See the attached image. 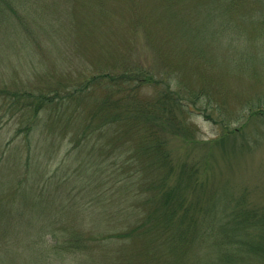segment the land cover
<instances>
[{"label": "rangeland", "instance_id": "rangeland-1", "mask_svg": "<svg viewBox=\"0 0 264 264\" xmlns=\"http://www.w3.org/2000/svg\"><path fill=\"white\" fill-rule=\"evenodd\" d=\"M13 1L19 11L17 16L13 17L9 11V19L6 13H0V20L4 22L0 27V144L18 136V142L24 143L30 139L37 149L39 130L32 129L29 134L17 135V130L25 126L21 123L18 108L13 105L22 107V103L27 101L28 92L39 95L43 91L48 98H53L59 92L64 94L65 90L74 92L83 82L86 85L97 78L95 87L86 85L85 90L87 94L94 95L99 105L106 100L102 96L108 95H134L135 101L146 102L159 95L178 104L173 105V114L164 112L163 119H160L165 123L163 129H167L166 132L157 123L152 127L158 131L159 140L169 154L174 171L169 182L173 184L184 170L197 172V181L187 193L189 199L197 201V192L200 191L207 195L216 190L221 196L231 192L245 193L251 208L264 207V109L255 113L249 109L241 111L234 102L235 89L253 95L254 89L246 83L257 80L256 74L262 72L260 69H263L264 63L254 59L248 69L241 64L232 70L236 59L227 58L225 52L220 53L222 56L212 57L216 49L211 46L199 51L193 46L199 44V41H194L196 37L183 41L172 38L169 41L164 39L166 33L160 25L153 26L151 33L145 31L142 26H145V22L149 24L146 15L156 13L153 10H158V0H108V3L106 0ZM190 1L196 11L192 7L188 12L175 8L173 13L188 20L193 30L191 32L202 30L212 36L218 31L213 25L217 28L223 26V20L214 18L208 6H201L200 0ZM2 2L4 4L5 0ZM206 2L208 4L209 1ZM167 4L170 2L167 1ZM187 5L186 0H179L177 7ZM107 7L109 13L105 18ZM226 17L230 19L229 12ZM150 18L149 21L153 23L158 20L157 16ZM205 43L208 44L207 41ZM180 46L183 47L181 54ZM205 54H209V59H204ZM136 66L139 69L135 73L136 80L129 79L127 83L134 91L123 84L118 90L115 85L122 83L118 79L121 76L128 79L132 74L122 73L136 69ZM36 70L39 71L33 73ZM26 75L30 77L25 78ZM201 85H207L210 90H204ZM217 88L224 97L225 107L234 111L233 116H241L229 124L225 121L228 113L223 110L224 107L220 109L217 104L209 103L208 94L213 95ZM124 110L121 105L119 112ZM133 119L128 121L130 130L135 128ZM181 124L185 128H176ZM129 138L136 148L150 144L140 132H129ZM54 140L57 150L49 162L52 170L61 167L64 162L69 164L67 161L70 157L71 163L72 157L78 155L67 137ZM48 143L43 141L39 144ZM151 159L150 153L149 158L146 154L142 155L141 165L145 168L149 161L146 173L156 178L158 175L154 172ZM85 162L79 157L68 174L63 175L68 176L69 184L59 177L52 184L59 181L60 186L53 184L44 193L32 192L34 189L29 190L30 184L23 180V186L27 188L18 190L20 195L14 205L13 217L0 222L4 229L3 237H14L17 244L13 242L10 250L0 252V264H208L194 257L189 243H184V247H188L183 250L167 246L159 232L160 227L150 233L151 237L133 235L126 247L118 249L113 261L109 262L106 256L103 261V256L96 255L83 263L85 250L79 246L70 248L73 240L69 246L62 244L69 241V229L99 235L98 231L103 229L94 230L93 227L102 224L103 214L99 212L105 210L111 216L105 223L107 230L104 231L124 230L125 225L121 222L125 215L118 213V205L126 210L135 207L131 191L134 194V186L138 188L134 182L141 180L142 174L134 166L128 170H117L122 174L117 183H127L129 190L125 191L124 188V192L114 196L118 188L112 185L115 184L114 178H108L110 183L105 193L97 199L93 195L89 202L80 192L86 189L85 184L94 170L91 162H88L90 165L86 167L90 168L88 175L84 176L78 166ZM26 176L25 173L24 179L29 180L30 177ZM97 177L91 178L90 183H94ZM77 180H83L82 184H78ZM3 190L6 194L13 193L12 189L0 184V196ZM139 193L136 191V194ZM3 199L4 203L7 202L6 198ZM113 204L116 205L112 208ZM39 232L44 233L45 237L42 245L36 248L33 238ZM57 240H60L59 244ZM0 245H3L2 237ZM43 247L45 250L40 249ZM240 256H233L229 264H244L245 260H240ZM257 259L264 264V253ZM221 264L226 263L223 260Z\"/></svg>", "mask_w": 264, "mask_h": 264}, {"label": "trees", "instance_id": "trees-1", "mask_svg": "<svg viewBox=\"0 0 264 264\" xmlns=\"http://www.w3.org/2000/svg\"><path fill=\"white\" fill-rule=\"evenodd\" d=\"M106 1L108 3V0ZM167 1L170 4H167ZM178 1L158 0V10H153L156 13L146 15L149 24L145 22V26H142L145 27L144 30L151 33L153 26L160 25L166 33L164 39L169 41H172V38L183 41L186 38L196 37L194 41H199V44L193 46L197 47L199 51L211 46L210 48L216 49L215 54L211 55L212 57L222 56L220 53L225 52L227 58L236 59L231 66L232 70L241 64L248 69L254 59H259L261 63H264V0H208V4H206V0H200V5L208 6L214 18L223 20V26L220 25L217 28L213 25L218 31L212 36H208L202 30L191 32L193 30L190 28L188 20L181 15L177 16L173 11L178 8L179 11L188 12L189 7L195 10L194 4L193 2L191 4L190 0H186L188 5L180 8L177 7ZM13 2V0H5L3 4L0 0V13H6L9 19V11L13 17L19 14ZM107 9L105 18L108 16L109 7ZM228 12L230 19L226 17ZM151 15H154L153 18H150ZM156 16L157 21L154 23L149 21V18L154 19ZM2 25L4 22L0 20V27ZM206 41L208 44L205 43ZM180 49L183 50V47L179 48L181 54ZM208 56L209 54H205L204 59H209ZM223 67L226 68V66ZM260 70L262 72L256 74L257 80L254 83H246L251 84L254 89L253 95L235 89L234 102L241 108V111L249 109L250 112L255 113L264 109V88H262L264 66ZM138 71V66H136V69L123 72L122 74L132 73L133 76L130 74L128 79L121 76L118 81L121 80L122 83L115 85L118 90L121 84L131 88L127 83L129 79L136 80L135 73ZM26 76L25 78L30 77ZM96 81H98L97 78H93L86 85L95 87ZM86 85L83 82L74 92L65 90L64 94L59 92L53 98H48L43 91L39 95H32L28 92L27 101L22 103V107L13 105L18 108L21 114V123L25 126V128L21 127L17 130V135L29 134L30 130L35 129L39 130V136L36 143L37 149L33 147L30 139L24 143L18 142L16 140L18 136L5 144H0V184L13 190L11 194H6L3 190L0 196V222L2 219L6 221L7 218L13 217L17 197L22 188H27L23 186V180L30 184L29 190L34 189L32 192L41 191L44 193L51 185L56 184L55 182L52 184V182L58 180L59 177L64 178L68 183V176L63 175L68 174L75 160L82 157L86 162L78 168L82 170L84 176L88 175L90 168L86 167L90 165L88 162H91V167L94 170V174L88 178L87 185L85 184L86 189L80 192L89 202L93 195L97 199L105 193V188L110 183L108 178H114L115 184L112 185L115 189L118 188L115 190L114 196L118 192H124V188H126L125 191L129 190L127 183H117L118 177L122 175L118 173L121 169L128 170L134 166L142 171L141 180L137 179L134 182L138 188L134 186V194L131 191L136 202L135 207H132L134 209L126 210L118 205V213L125 215L121 222L125 225L124 230L120 232L104 231V229L107 230L105 223L111 216L105 210L99 212L103 214L102 224L93 227L94 230L103 229V231H98L99 235L94 232L85 234L75 229H69V241L62 242V244L69 246L73 240L70 248L79 246L81 250H85L83 254L86 258L83 263L96 255L103 256V261L106 259L105 256L109 262L113 261L117 257L118 249L126 247L133 235L141 234V237L143 235L151 237L150 233L154 232L156 227H160L159 232L163 236V242L166 240L167 246L183 250L187 246L184 247V243H189V248L194 250L192 254L201 263L207 261L208 264H221L224 260L226 264H229L234 259L233 256H240L243 251L239 258L245 260L244 264H261L257 257L264 253V207L251 208L245 193L231 192L221 196L220 192L216 190L207 195H203L200 191L197 192V201L189 199L187 193L197 181V172L189 173L184 170L173 184L169 182V177L171 173L174 174V171L169 154L159 140V133L153 124L157 123L162 126L163 131L165 123L160 121L163 119L162 115L165 114L164 112L173 114V105L178 104L175 101L173 103L164 100L159 95H155L148 102L145 100L135 101L134 95L126 97L108 95L102 96L106 100L99 105L98 101L94 99V95L86 93ZM201 86L204 90H210L207 85ZM131 89L134 91L133 88ZM218 89H215L213 95L208 94L210 96L209 103L217 104L220 109L224 107L223 110L228 113V118L225 121L229 124L241 116H233L234 111H229L230 107H225L226 102ZM112 91L116 92V90ZM85 103L87 105H84ZM121 105L125 109L122 113L119 112ZM131 118H134L135 121L133 130L129 129L128 124ZM169 119L171 118L169 117ZM176 128L181 130L185 126L181 124ZM164 131L166 132L167 129ZM129 132L131 134L142 133L144 139L148 140L150 144L136 148L133 145V140L129 138ZM58 137L63 139L67 137L70 141L69 144L74 146L73 151H77L78 155L72 157L71 163L70 157V160L67 161L69 164L64 162L61 167L52 170V165L49 162L55 156L57 146L54 139ZM43 141H49V143L47 145L39 144ZM149 153L152 156V165L155 167L154 172H157L158 175L156 178H151L146 173L149 161L145 166L146 169L141 165V156L146 154L149 158ZM132 161L134 163H131ZM25 173L26 177H30L29 180L24 179ZM93 177L97 178L94 183H90V179ZM82 181L77 180V183L82 184ZM56 185L60 186L59 181ZM19 189L20 191H18ZM136 191L140 193L136 194ZM143 192L145 195H142ZM29 194L30 191L27 197ZM3 198H6L7 202L4 203ZM87 205L88 202L85 207ZM115 205L113 204L112 208ZM3 230L0 226V241L1 237L3 240L0 252L10 250L9 247L13 242L17 244L14 237H3ZM44 237L45 234L39 232L33 238V245L36 244V248L38 245H42ZM59 241L57 240V244ZM40 249L45 250L44 247ZM60 257L63 256L60 254Z\"/></svg>", "mask_w": 264, "mask_h": 264}]
</instances>
